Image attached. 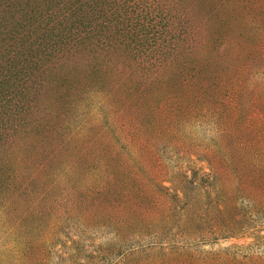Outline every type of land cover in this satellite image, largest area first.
<instances>
[{"label": "rangeland", "instance_id": "374dc122", "mask_svg": "<svg viewBox=\"0 0 264 264\" xmlns=\"http://www.w3.org/2000/svg\"><path fill=\"white\" fill-rule=\"evenodd\" d=\"M0 264H264V0H0Z\"/></svg>", "mask_w": 264, "mask_h": 264}]
</instances>
